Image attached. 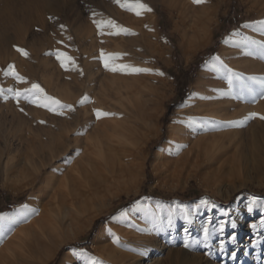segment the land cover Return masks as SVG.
<instances>
[{"label":"rangeland","instance_id":"rangeland-1","mask_svg":"<svg viewBox=\"0 0 264 264\" xmlns=\"http://www.w3.org/2000/svg\"><path fill=\"white\" fill-rule=\"evenodd\" d=\"M74 1L77 6L65 1L67 10L59 9L61 17L57 20L54 11L58 9L50 3L43 14V26L39 27L30 14L29 0H0V29L5 27L9 37L5 45L0 44V89H3L0 92V264H89L90 261L264 264V226L260 225L264 214L259 210L260 202L264 201V121L260 124L258 118L246 120L237 116L239 120L235 117L236 121L228 119L221 125V128L225 125L223 131H219L220 121L208 124L207 135L200 141L184 142L179 153L173 156L172 164L165 165V159H155L162 146L167 152L171 148L166 146L167 129L176 116V109L183 105L181 111L185 116L195 106L194 99L185 100L194 88H199L195 81L206 63L219 59V73L223 71L220 82L228 81V70L245 80L248 77L264 80V55L242 42L247 37L264 43L261 30L264 26L258 23L264 20V0H208L204 5H194L191 0H140L152 9L140 16L114 0ZM120 2L135 4L137 0ZM97 3L99 8L95 7ZM115 10L121 14H115ZM93 13L95 19L112 20L130 34H106L104 43L97 41L98 34L92 28ZM26 21L29 22L25 24ZM86 25L91 27L92 37L96 39L94 47L82 45L76 38L82 35ZM16 27L21 29L20 34L15 31ZM16 48L24 49L27 57L21 56ZM57 51L77 62V70H73L72 64L68 65V71L62 69L52 55ZM101 51L116 54L115 63L127 60L134 67L151 70V74L133 76L140 84L137 98L143 108L141 115L121 121L133 130L134 135L129 138L134 146L129 149L132 154L129 165L123 167V172L116 170V174L115 169L98 161L90 163L82 154L84 143H93L97 135L95 122L99 121L95 119L97 109L94 108L100 98L98 81L105 73L99 60ZM248 52L256 54L248 55ZM9 65L25 78L26 84L4 76ZM85 69L96 72L92 76V81L96 78L94 83H85V75H80ZM75 74L80 76L78 94L72 91ZM32 83L39 84L46 94L64 104H71L73 96H76L73 104L83 96L89 98L87 103L77 104L75 111L87 113V130L72 129L67 134L68 139L63 142L70 149L67 156H60L53 160L51 167L44 168L35 184L38 191L31 185L40 162L35 150L39 148V141L46 139L45 132L57 133L54 117L59 116L23 100L18 107L7 92L9 88L30 87ZM87 86L85 95L83 90ZM181 95H184L182 101ZM5 96L9 98L5 100ZM62 97L72 100L62 101ZM233 101L241 107V101L237 98ZM244 101V106L251 108L260 103L264 116V99L257 97L252 102L246 94ZM75 112L66 113L63 118H70ZM198 125L202 127L204 123L198 122ZM108 134L109 141L115 142L112 131ZM143 140L140 148L135 147ZM105 143L106 149L116 146ZM45 177L49 184L41 194ZM252 198L257 200L253 213L246 212L242 223L229 229L227 226L237 209ZM28 200L29 206L23 208ZM201 200H207L208 205L202 206L190 223L185 222L179 208L189 209ZM86 202L87 209L76 215L75 211ZM158 203L164 209L155 220L157 227H153L152 217L156 215ZM101 204L105 205L103 214L92 218ZM173 207L176 212L169 226L168 211ZM49 214L53 218H48ZM42 217L48 221L38 220ZM57 220L61 221L62 229L53 242H62V245L51 250V242L45 239V226L48 228L47 222L56 224ZM104 221L108 225L102 231ZM220 221L225 223L224 235L217 233L207 249L200 246L192 251L183 247V239H202L203 226L207 224L211 231ZM252 224L257 225L256 229L250 228ZM232 236H236V241L228 243ZM257 239L261 244L253 249L250 242ZM221 241L226 244L223 253L216 248ZM69 249L73 250L69 255L73 260L66 255ZM233 250L237 252L235 259L230 255ZM109 251L118 257L110 254L107 261Z\"/></svg>","mask_w":264,"mask_h":264},{"label":"bare ground","instance_id":"bare-ground-1","mask_svg":"<svg viewBox=\"0 0 264 264\" xmlns=\"http://www.w3.org/2000/svg\"><path fill=\"white\" fill-rule=\"evenodd\" d=\"M65 1L66 0H29V2L27 4H28V7H31V9H32V10H30V14H32V19H33L35 25H38L39 27L43 26V18H44L43 14H44V12L47 11L48 6H50V3H52V2L55 4L54 7L55 8L57 7V9H58L56 11L53 10L54 11V17L56 18V20L60 19L61 16H59V14H58L59 9L61 10V9L65 8V11L67 10V4ZM68 2H69L68 4H71V2L75 3L74 0H68ZM75 6H77V3H75ZM95 7L99 8L100 4L97 3ZM34 8H36V9H34ZM114 13L118 15L120 12L116 13V10H115ZM28 22L29 21H26L25 24H27ZM93 25L94 24H92V26ZM86 26L83 29L82 35L76 37V38H78L79 42H81L82 45L87 44V45H90L91 47H94V45L97 44L96 39H97V41L100 39L101 43L105 39H107L106 38V37H108L107 35H103L105 37L97 35V32H96L97 30H96V27H94L95 26L94 25L92 27V28H94L93 32H95V35H97V37L95 36V38H96L95 39L94 37H92L91 27H88V26L86 27ZM15 31H17L18 34H20L22 32L21 29L17 28V27H16ZM8 40H9V37L7 35V30L5 27H3L2 29H0V44L5 45L8 42ZM82 40H83V42H82ZM76 43H78V42H76ZM114 45L116 46V44H114ZM54 49H55V47H54ZM223 50H224V48L221 49L222 52H223ZM105 54H107V53H105ZM108 55H110V53ZM113 55L115 56L116 54H113ZM76 61L79 62V60H77V59H76ZM218 61H219V59H218ZM218 61L215 60L214 62H208L201 68L199 78L196 79V81H195V84H199V88H194V91L192 92V94H190V96L185 100V102H189L191 99H194L195 106L192 105V107L190 108V110H188V113L185 114V116H183L182 111H181V107H184L183 105L176 109V116L173 117V120H172V122L169 123L168 129H167L168 134H167L166 146L171 147V148L167 152L165 150L166 147L162 146V148H160L155 154L156 160L162 158V159H165V163H166L165 165L172 164L171 161L175 159V157H173V156H175L176 154L179 153L181 145L184 142H190L194 139H196V140L199 139V141H200V139H202L201 138L202 136L207 135L206 129H207L208 124H213V123L216 124L217 121L218 122L220 121L219 131H223V129H225L224 128L225 125L222 128H221V125L223 123L225 124V122H227L228 119H232V121H234L235 117L237 118V116L240 117L239 119H245L246 116L252 112L258 113V115L263 116V114L261 113L260 103H256L254 106H252V108L248 107V106H244V104H245L244 100H245L246 94H245V97L243 99H238L239 102L240 101L242 102L241 107L239 106L240 107L239 108L235 105V103L233 101V99L236 98L235 89L233 90V93H229L228 81L224 80L225 81V82L223 81L224 83L219 81V77L222 76L221 73L223 71L221 73H219L218 67H219L220 61L219 62ZM117 64H130V62L125 60L122 63L119 62ZM76 65H78L77 62L75 63V66ZM223 69H227V68L223 67ZM91 70L85 69V72H84L85 79L84 80H85L86 84H88L90 82L94 83L96 80V78H95V80L93 79L94 81H92V76L96 72H94V74H93V71H91ZM76 75L77 74H75V76H73L72 81H71V83L73 84L72 91L74 94L75 93L78 94V92H81L79 89L80 83L78 80V77H80V76H76ZM136 75L137 74H131V75L121 74L119 72L112 73V72L105 70L104 78L102 77V79H100L99 81L97 78V81L100 83V86H99L100 98H99L98 104H96L97 105L96 108H94V109H100V110L102 109L101 111L113 113V116L107 117V118H102V119L98 120L99 122H95V125L98 128L95 130V133L97 135L95 136L93 143L92 142L90 144L84 143V146H83L84 149L82 150V154H83V156L87 157V159L89 158L88 160H90V163H93V162L97 163L96 161H98V162H100L98 164L103 165V166H108L109 169H111V170L115 169V171L119 170L120 172H123L125 170L123 167H125V166L127 167L129 165L128 163H129L130 159L132 158V154L129 152V149H132V146H134V142L132 141V139L129 138V136L133 134V132H132L133 130L131 131V129L127 128L123 123L121 124V121L122 120L124 121V119L126 120L127 117L129 118V116H132V115L134 117L138 114L141 115L140 112L142 111L143 106H142V102L139 101L137 98V95L140 94L139 91L141 90L140 84L138 83L137 80H135L133 78V76L135 77ZM87 88H88V86L86 88H84V90H83L85 95L88 94ZM73 97L75 98L76 96H73ZM62 98H64V97H62ZM65 98L67 99L68 97H65ZM65 98H64V100L62 99V101L72 100L71 97H70V99L68 98V100H65ZM74 98H73V101L71 104H73L75 102ZM75 104H73V107L75 108V111H76V108H77L76 106L78 103H75ZM78 111H81V110H78ZM86 115H87L86 112L85 113L84 112L83 113L75 112V113H73V115L70 118H63V116H59V118L56 117L57 118L56 119L54 117L55 122H56V124H55L56 129L55 128L54 129L56 131H54L53 129H52V131L57 132V133H53V132L50 133L49 132L50 130L48 131L47 134H46V132H45V134L43 133L44 137H46L44 142L42 141L43 139H41V140L39 139L40 138V135H39V138H38L40 140L39 141V148L37 150H35L36 151L35 154H36L37 158H39L38 161H40V162H39L37 168H35V172L33 175L34 178L31 181L32 182L31 185H33V187L35 189H37V191H38V188H36L35 184L38 181V178H39L38 176L42 173L44 168L45 167H51L53 160L61 158L60 156H62V155L67 156V152L70 149L68 148V146H66L63 143L67 138V134H70L72 129H76L75 131H80V132L81 131L85 132L87 130V124L88 123L86 121L87 118H85ZM43 118H45V116ZM36 119H37V117H36ZM51 119L53 120V118H51ZM52 120H51V122H52ZM129 120H133V119H129ZM258 120H259L258 123L262 124V120H260V119H258ZM198 122H200V123L203 122L204 125L202 127H199ZM236 123H241V121L236 122ZM48 124H50V121ZM51 124H54V123H51ZM130 124H132L131 121H130ZM235 125L237 126V124H235ZM257 126H259V124ZM238 127H240V125ZM109 130L112 131L113 136L116 139L115 142L109 141V139H110L108 136ZM127 134H129V135L127 136ZM107 137H108V139H106ZM203 138L205 139V137H203ZM104 139H105L106 143L104 142ZM104 143L105 144H107V143L116 144L117 147L114 145L115 148L106 149V148H104V146H105ZM143 143H144V140L141 141V143L137 144L135 147L140 148ZM110 148H112V147H110ZM126 149H128V150H126ZM35 154H33V156ZM32 162H34V161H32ZM117 171L115 172V174L117 173ZM48 182H49V180L47 177H45L42 180V185H43L42 187L43 188L40 191L41 194L44 193V187H45V185L49 184ZM39 187H41V186H39ZM87 204H88L87 202L83 203L79 207L80 209L78 208V210L75 211L76 212L75 214L80 215V213H83L87 209ZM246 204H247V202H245V204H243L240 208L237 209V212L234 214L233 219L231 220L230 224L227 226L229 229L233 228V226H232L233 224H235V226H236V224L242 223V220L244 218V214L247 212L246 211ZM28 206H29V200L23 205V208H26ZM104 208H105V205L101 204L100 208L93 215L92 218H95L96 216L102 215ZM192 208H193V206H189L190 210ZM75 214H74V216H75ZM48 218H53L52 214L51 215L49 214ZM38 220L48 221V219L46 220L45 217H42ZM50 221H52V219ZM91 223H93V221ZM47 225H49V226H48V228L45 226V232H46L45 239H47L51 242V244H52L51 250H54L57 246L62 245V242H53L54 236L56 237L58 234H60L61 229H62V224H61L60 220H57L56 224H51V223L47 222ZM107 225H108V221H104L102 223V226H101L102 231H103V228L105 229V227ZM55 231H56V233H55ZM72 253H73L72 249L66 250V255L69 256ZM110 254H111V251H109L108 255L105 257L107 261H109ZM111 255H113V257H118V255L116 253H113ZM90 257H92V256H90ZM189 257H190V255H189ZM68 258L73 260V258H71L70 256ZM44 262H46V260ZM209 264H211V263H209Z\"/></svg>","mask_w":264,"mask_h":264},{"label":"snow or ice","instance_id":"snow-or-ice-1","mask_svg":"<svg viewBox=\"0 0 264 264\" xmlns=\"http://www.w3.org/2000/svg\"><path fill=\"white\" fill-rule=\"evenodd\" d=\"M115 3L119 4L122 8H128L130 11H134L137 16H140L144 12H151L152 9L144 4L141 3L140 0H137L135 4H127V3H121L120 0H114ZM191 2L194 5H204L208 2V0H191ZM96 14H92V23L95 25L97 34L98 35H112V36H118L120 34L128 35L130 34L127 29L122 28L120 25L116 24L112 20H98L95 19ZM260 25L264 26V20H261L258 22ZM249 25H245V27H248ZM63 27V26H61ZM264 31V28L261 29ZM233 35H237L236 33H233ZM242 42L250 45L254 48H256L262 55H264V43H258L255 40H249L247 37L242 38ZM21 56L27 57V52L22 48H16L15 49ZM254 52H248V55H255ZM52 55L55 56L56 60L59 62V66L64 69L65 71H68V65L72 64L73 70H77L75 67L74 61H72L71 57L67 56L63 52H55L52 53ZM118 59L117 56L114 55H108L105 54L103 51H101L99 60L100 63L103 65V68L106 71L112 72V73H121V74H151V70L148 68H141V67H134L130 64H117L115 61ZM157 75H163V73H155ZM80 75L83 76V71H80ZM5 77H12L17 83L26 84L27 81L25 78L21 75H18L12 65H9L7 70L4 72ZM228 86H229V93H233V90L235 89V96L237 99H243L245 97V94H247L249 97H251L252 102L256 100L257 97L264 99V80L256 81L252 77H248L247 80L243 77L236 76L234 73H232L230 70H228ZM3 89H0V92H2ZM7 92L11 94L10 98L14 100L19 107L20 102L23 100L27 102L30 105H34L37 108H42L47 110L50 113H53L57 116H64L66 113H72L75 111V108L71 104H64L61 103L59 100L55 99L54 97L46 94L44 89L37 83H32L30 87H25L23 89H7ZM8 96H5L4 99H8ZM88 96H83L79 101H77L78 104L83 105L88 102ZM21 112H23V108H19ZM94 116L96 120H100L102 118H107L113 116V113L105 112L101 110H94ZM260 119L264 121V116H260L257 113H250L246 120L251 119ZM40 123H44V121H40ZM79 134V133H78ZM208 201L207 200H201L198 205L194 206L191 210L181 206L179 208V213L182 216L183 220L185 222H191V217L195 216L200 208L202 206H207ZM257 205V200L255 198L249 199L246 204V211L249 214H252L254 211V207ZM164 209V205L157 204L156 205V215L152 217L153 220V227H157V224L155 223V220L158 216V214L161 212V210ZM259 210L261 214H264V201H261L259 204ZM176 212V208L173 207L171 210L168 211L167 216V224L169 226L172 225V217L173 214ZM260 225L264 226V220L260 221ZM235 227V224L232 225ZM257 225L252 224L250 225L251 229H256ZM225 230V223L224 221H220L218 223V226L216 228H213L211 231L207 224H205L202 228V239H196V240H190L188 238L183 239L182 245L185 249L195 251L200 246H203L205 249H207L210 245L211 240L213 237L219 233L221 237L224 235ZM188 232V229H185V233ZM236 236L230 237L228 243H234L236 241ZM114 244L117 243L116 240L112 241ZM251 243V247L255 249L256 247L260 246L261 241L260 240H253ZM216 248L219 252L223 253L226 250V244L225 242L221 241L218 245H216ZM211 254V253H209ZM231 257L235 259L237 257V252L233 250L231 252ZM89 264H103L102 261H90Z\"/></svg>","mask_w":264,"mask_h":264},{"label":"trees","instance_id":"trees-1","mask_svg":"<svg viewBox=\"0 0 264 264\" xmlns=\"http://www.w3.org/2000/svg\"><path fill=\"white\" fill-rule=\"evenodd\" d=\"M183 98H184V95H181V97H180L181 101L183 100ZM130 202L132 203L133 200H131ZM197 202H198V201H196L195 204H196Z\"/></svg>","mask_w":264,"mask_h":264}]
</instances>
